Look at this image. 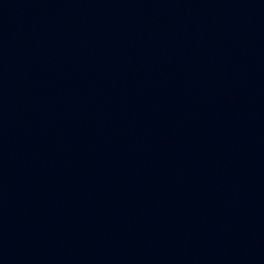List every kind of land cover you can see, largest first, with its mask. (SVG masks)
<instances>
[{"label": "water", "instance_id": "1", "mask_svg": "<svg viewBox=\"0 0 264 264\" xmlns=\"http://www.w3.org/2000/svg\"><path fill=\"white\" fill-rule=\"evenodd\" d=\"M0 264H264V0H0Z\"/></svg>", "mask_w": 264, "mask_h": 264}]
</instances>
